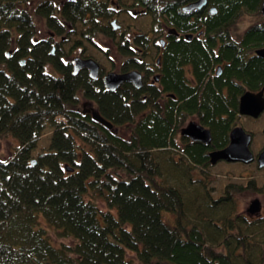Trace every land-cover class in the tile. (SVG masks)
<instances>
[{
  "label": "trees",
  "instance_id": "obj_1",
  "mask_svg": "<svg viewBox=\"0 0 264 264\" xmlns=\"http://www.w3.org/2000/svg\"><path fill=\"white\" fill-rule=\"evenodd\" d=\"M186 1L150 0V28L162 7L173 24L185 27L174 8ZM207 1L216 12L199 19L203 44L178 42L167 51L164 88L177 99L163 110L157 89L107 90L73 75L64 50L51 54L50 39L36 43L35 15L57 34L62 19L75 24L82 39L112 36L104 1L56 8L52 0H0V137L17 139L10 156L0 159V264H264V213L249 216L236 201L245 191L264 194V185L244 177L216 196L206 186L208 151L223 145L234 124L221 118L228 113L223 77L216 86L208 80L191 87L178 69L191 61L200 78L219 36L216 59L230 62L226 79L232 74L254 85L264 78V61L244 63L225 39L231 20L246 11L260 15L264 0ZM242 34L249 50L264 45L263 24ZM93 111L112 127L94 121ZM195 113L212 132L208 144L176 139L185 117ZM46 128L48 148L32 158ZM195 173L204 179L196 183Z\"/></svg>",
  "mask_w": 264,
  "mask_h": 264
},
{
  "label": "flooded vegetation",
  "instance_id": "obj_2",
  "mask_svg": "<svg viewBox=\"0 0 264 264\" xmlns=\"http://www.w3.org/2000/svg\"><path fill=\"white\" fill-rule=\"evenodd\" d=\"M42 1L44 0H39L38 4ZM52 1L54 6L58 8L65 2H73L74 0ZM102 1H104L107 8L112 11L111 16L105 20L106 24L109 25L113 33L112 36L102 35L93 40L82 39L81 37H78V31L76 30L77 26L75 24L73 26L71 23H69V21L62 19H57V23L59 24L61 30V34H57L54 30H51L50 28L47 29L43 23V20L40 19L39 16L35 15L34 22L36 33L34 39L36 43L50 39L52 42L51 54L54 53L56 48H61L64 50V53L68 54V57H70H67V60L71 64L73 75L81 73L88 79L98 81V86H104L105 89L106 84L104 82V76L108 73L112 72L117 75L134 73L132 79L124 80L119 83L118 86H132L135 89H142L145 91L155 88L159 92L157 101L160 103V106L163 110L166 109L169 101H176L177 99V97L174 96V93L164 88V86H166L164 83V68L168 49L173 43L178 42L186 44L198 42L199 44H203V41H205L207 35L203 33L204 29L202 26H200L201 22L199 19L202 16L205 18L207 13H210L211 15L215 14L216 9L210 5L207 0H205V3L202 5V7L191 10H186L185 7L197 2L198 0H188L185 3H181L179 5L176 4L177 6L174 8V10L180 17L179 19L186 24L185 27H181L176 26L171 22L170 15L168 13L169 10H167L168 7H162L163 13L161 14L160 20L158 21V25L151 29V16L149 14V9L151 8L150 0H146L144 2L136 0ZM261 5L260 15L246 11L243 12L242 15L231 20V23L229 24V34L225 36L227 46L233 44L235 46V52L241 51L244 63H246L249 59H253L254 57L264 61V58L261 54L264 50V45L253 47L251 50H249L246 45H242L244 37V34L242 33L247 30L248 27L258 23L264 25V17L261 13ZM165 9L167 11H164ZM55 13L56 16H59L57 10H55ZM121 17H125L127 22H122L119 19ZM136 18H141L142 20H140V22L142 23H134ZM37 19L40 20L42 23V28L45 31V35L43 37L38 36V25L36 22ZM248 19L249 21H247ZM210 37L213 38V36ZM214 38V45L211 48V52L214 57L210 61L206 71L201 75V79L197 77L194 64L191 61L181 62L178 66V69L181 73V81L186 86H207L208 80L210 81V86H216L214 80L223 77L221 79L222 84L220 83V91L224 99V105L226 108H228V113L226 115H222L221 118H226L230 123L234 124L232 128H230L227 134V139L224 141L223 145L221 147H214L208 152L225 148L230 142V131L234 127H241L245 133H249L251 136L249 150L253 155V160L250 163L254 162L256 168L264 169V166L260 167L257 162V156L261 151L264 150V144L262 146L255 145L254 149L252 150L251 144L254 138L253 132L240 124L244 121L255 122L264 114V109L257 117H252L250 115L241 113L240 111V101L244 94L248 92L255 94L263 90L262 96L264 99V78L254 85L248 83L243 78H238L232 74L228 75V78L226 79V68L229 66L230 62L224 56H220L216 59L219 47L221 46V39L219 36H215ZM100 40H107L110 43V46H104ZM65 45H67V47H65ZM87 47H89L94 53H90ZM96 53L102 55V58L105 60L106 67L94 57ZM77 57L83 60L93 59L98 64V71L95 77L90 75V69L87 66H82L76 72H73L74 67L72 61L73 58ZM46 71H48L49 74L54 72L51 68L46 69ZM231 85L234 86L235 89H229V86ZM135 86L140 87L136 88ZM202 90L203 89L200 90L199 95H201ZM184 122L185 124L180 128L179 134L177 135L179 140L182 136L188 137L187 135L182 134V130L185 129L190 122L198 123L205 129L209 130L210 142L213 139L212 132L205 124H203L201 117L197 113L185 117ZM218 162L225 161L218 160L216 163ZM241 175L243 176L242 178L253 177L252 175Z\"/></svg>",
  "mask_w": 264,
  "mask_h": 264
},
{
  "label": "water",
  "instance_id": "obj_3",
  "mask_svg": "<svg viewBox=\"0 0 264 264\" xmlns=\"http://www.w3.org/2000/svg\"><path fill=\"white\" fill-rule=\"evenodd\" d=\"M205 0H198L197 2L185 7L186 10L198 9L204 5ZM212 11V9H211ZM261 13L264 17V1L261 5ZM10 52H7V56H10ZM262 56L264 58V50L262 51ZM73 72H76L82 66H87L90 69V75L95 77L98 71V64L93 59L83 60L80 58H74L73 61ZM134 73H128L125 75H117L115 73H108L104 76V82L106 84V89L110 91L116 90L124 80L132 79ZM139 88L140 86H135ZM264 89V87H263ZM263 90L258 93H246L241 97L240 101V111L241 113L250 115L252 117H257L264 109V99ZM92 118L94 121L100 123L101 125L111 128L112 123L103 118L96 111L92 112ZM182 134L187 135L192 141H200L203 144H208L210 142L209 130L205 129L202 125L190 122L185 129L182 130ZM230 142L229 144L220 150L212 151L208 153L209 161L211 164H215L218 160H224L226 162H242L250 163L253 160V155L249 150V143L251 136L249 133H245L241 127H234L229 134ZM35 159L32 160L34 163ZM257 162L260 167L264 166V150L261 151L257 156ZM66 170H72L66 167ZM246 211L249 214H256L260 211V203L258 199H254L248 205Z\"/></svg>",
  "mask_w": 264,
  "mask_h": 264
},
{
  "label": "rangeland",
  "instance_id": "obj_4",
  "mask_svg": "<svg viewBox=\"0 0 264 264\" xmlns=\"http://www.w3.org/2000/svg\"><path fill=\"white\" fill-rule=\"evenodd\" d=\"M142 18V17H141ZM141 18H136L134 23H142L140 20ZM122 22H127L126 18H119ZM249 21V19L247 20ZM37 25H38V36L43 37L45 35V31L42 28V23L40 22L39 19L36 20ZM100 42L104 46H110V43L107 40H100ZM67 47V45H65ZM88 51L90 53H94L91 51L89 47H87ZM74 57V55H73ZM95 58H97L101 64L105 65V60L102 58L101 54H95ZM242 124L245 128L253 132L254 138L253 142L251 144V149H254V146H262L264 144V114L255 122L252 121H244ZM50 134H51V129L46 128L43 131L42 136L37 142V145L35 149L31 153V157L35 158L37 154H39L41 151L45 150L48 148L49 145V139H50ZM179 140V138H176ZM17 145V139L14 138L13 136H6V137H0V159H5L8 156H10L11 152L14 150V147ZM208 172H210L205 180H206V186L207 188H212L211 189V194L213 196H216L218 193L221 192L222 187L226 183H232V181L236 180L240 182L239 180L243 179L242 177H239L240 174L244 175H252L254 178H256L258 186H262L264 182V169L263 168H256L255 163H249V164H242V163H235V162H218L214 165H211L210 168L208 169ZM194 179L193 181H198L202 178L204 179V176L198 174L193 175ZM198 178V179H197ZM201 181V180H200ZM237 201V210L243 213H246V209L250 202L254 199H258L260 203V211L255 215H259L260 213H264V195L258 194V193H252L249 191H245L241 194H239L236 197ZM103 209V206H100ZM47 228V231L50 233L51 238L55 239L56 235L52 231L51 228ZM65 242L69 243L68 240H64Z\"/></svg>",
  "mask_w": 264,
  "mask_h": 264
}]
</instances>
